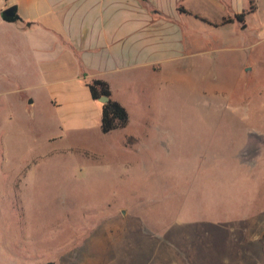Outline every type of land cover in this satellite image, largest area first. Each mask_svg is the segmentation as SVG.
<instances>
[{"label": "rangeland", "instance_id": "1", "mask_svg": "<svg viewBox=\"0 0 264 264\" xmlns=\"http://www.w3.org/2000/svg\"><path fill=\"white\" fill-rule=\"evenodd\" d=\"M244 3L123 88L124 128L0 87V264H264V0Z\"/></svg>", "mask_w": 264, "mask_h": 264}, {"label": "crops", "instance_id": "2", "mask_svg": "<svg viewBox=\"0 0 264 264\" xmlns=\"http://www.w3.org/2000/svg\"><path fill=\"white\" fill-rule=\"evenodd\" d=\"M200 2L209 11H199ZM12 5L18 18L7 21L2 12ZM248 5L244 0H0V87L48 86L64 126L86 127L102 114L87 82L106 80L112 98L128 109L123 88L132 93L140 80L181 60L194 48L185 46L186 38L228 31ZM29 98L23 103H35Z\"/></svg>", "mask_w": 264, "mask_h": 264}, {"label": "trees", "instance_id": "3", "mask_svg": "<svg viewBox=\"0 0 264 264\" xmlns=\"http://www.w3.org/2000/svg\"><path fill=\"white\" fill-rule=\"evenodd\" d=\"M253 8V7H251ZM245 13H239L235 17L243 21ZM229 21V19L227 20ZM91 95L98 100L101 96H109L108 102L101 103V130L103 133H109L115 129L124 128L129 123V111L120 101L112 98L110 84L101 78L93 79L87 82Z\"/></svg>", "mask_w": 264, "mask_h": 264}, {"label": "water", "instance_id": "4", "mask_svg": "<svg viewBox=\"0 0 264 264\" xmlns=\"http://www.w3.org/2000/svg\"><path fill=\"white\" fill-rule=\"evenodd\" d=\"M2 17L7 21L17 20V18H18L17 6L12 5V6H9L8 8H6L5 10H3ZM98 100L101 103L108 102L109 96H101ZM48 264H53V262H49Z\"/></svg>", "mask_w": 264, "mask_h": 264}]
</instances>
